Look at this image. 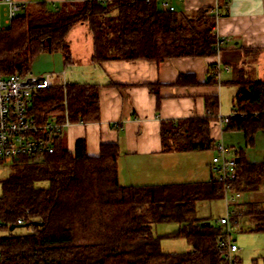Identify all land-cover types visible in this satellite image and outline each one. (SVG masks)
Instances as JSON below:
<instances>
[{
	"label": "trees",
	"instance_id": "1",
	"mask_svg": "<svg viewBox=\"0 0 264 264\" xmlns=\"http://www.w3.org/2000/svg\"><path fill=\"white\" fill-rule=\"evenodd\" d=\"M225 13L220 5L169 11L158 0H68L54 6L30 2L11 26L0 30V78L30 74L33 59L41 53L57 52L64 70L73 67L68 35L79 24H86L91 34L90 61L96 65L218 56L216 21ZM252 51L257 53L245 50ZM190 77L181 74L175 85L198 84L188 81ZM217 83L211 65L203 84ZM232 83L238 89L231 112L239 116L225 126L249 129L250 137L264 129V80L248 79L239 70ZM148 87L157 94L158 83ZM99 88L67 81L65 89L60 84L37 89L29 115L40 123H63L66 117L69 124L96 123ZM206 103L205 117L161 122L162 152L214 147L209 125L218 114V100L208 97ZM53 145L51 154L14 158L0 168V229L5 232L0 236V264H228L225 250L218 247L223 228L194 215L198 203L222 200V183L122 186L117 143L101 144L98 155L89 156L84 140L68 151L60 132ZM236 171L230 183L235 192L255 190L264 180V162L239 158ZM244 216L250 224L246 230L264 232V203L250 204ZM18 219L30 224L26 233L9 231ZM171 222L180 225L171 236L183 238L189 251L161 250L152 225ZM259 259L264 264V256Z\"/></svg>",
	"mask_w": 264,
	"mask_h": 264
},
{
	"label": "crops",
	"instance_id": "2",
	"mask_svg": "<svg viewBox=\"0 0 264 264\" xmlns=\"http://www.w3.org/2000/svg\"><path fill=\"white\" fill-rule=\"evenodd\" d=\"M15 1L46 2L54 6L68 0ZM170 3L177 11L221 6L226 13L216 21L221 50L218 56L168 59L159 64L134 60L108 61L96 65L90 61L91 35L84 37L83 53L79 51V44L74 46L69 40L76 26L68 35L76 66L72 69L71 80H66L99 85L100 119L96 123L70 124L61 131V140L70 152L74 151L78 140H84L89 156H97L101 144L117 143L118 179L122 186L211 182L213 149L162 152L161 122L205 117L208 97L217 98V113L228 115L233 110L238 89L232 82L237 80L239 70H243L249 79V69L255 68V78L264 80V0H170ZM245 50H256L257 53H246ZM244 57L250 59L244 60ZM80 65L83 68L81 72L78 71ZM211 65L228 70H221L217 84L206 85L203 83L208 78ZM62 69V64L58 67L54 65V71L41 73H66ZM181 74L191 76L188 81L198 84L175 85ZM156 83L159 84L155 88L157 94L148 87ZM209 126L214 143L223 142L237 161L241 158L247 163L264 162V129L254 130L248 137L249 129L228 128L220 125L217 119L212 120ZM239 194L240 205L245 212L250 204H263L264 180L255 190L241 191ZM241 220L247 221L245 216Z\"/></svg>",
	"mask_w": 264,
	"mask_h": 264
},
{
	"label": "built area",
	"instance_id": "3",
	"mask_svg": "<svg viewBox=\"0 0 264 264\" xmlns=\"http://www.w3.org/2000/svg\"><path fill=\"white\" fill-rule=\"evenodd\" d=\"M158 1L161 8L169 11L174 10L170 0ZM30 2L18 3L15 0H0V8L3 6L5 17L2 24L0 11V30L11 26L17 14ZM216 49L219 50V44ZM221 70H228V68L221 69L217 65V78ZM65 75L64 71H60L40 76L28 74L23 77L10 75L0 78V168L14 158L34 157L53 152L54 136L70 125L67 117L63 123H57L54 120L40 123L29 115L28 108L35 90L50 88L55 84H60L65 89L67 83ZM237 116L239 115L236 112H231L228 115L218 113L215 119L223 126ZM212 149L215 154L210 161V170L213 180L223 184L222 199L225 208L224 214L214 219V222L223 228V236L218 247L225 250L224 254L228 264H237L235 253L239 248L231 239V234L239 228L245 213L244 208L240 205L239 192L230 188V183L237 175V159L223 142L215 143ZM23 222V219L16 221L17 225H21Z\"/></svg>",
	"mask_w": 264,
	"mask_h": 264
},
{
	"label": "rangeland",
	"instance_id": "4",
	"mask_svg": "<svg viewBox=\"0 0 264 264\" xmlns=\"http://www.w3.org/2000/svg\"><path fill=\"white\" fill-rule=\"evenodd\" d=\"M1 11V23H4V8H0ZM84 26V27H82ZM86 27V28H85ZM70 35V39L73 45L79 44V51L83 53V44L84 37L89 36V30L87 25L79 24L76 25V28ZM91 35V34H90ZM55 58V59H54ZM60 54L55 53H41L38 54L31 63L30 75L40 76L41 72L45 71H54V65L57 67L61 65ZM73 67L66 69V79L71 80L70 76L72 73ZM76 69V68H75ZM83 71V68L80 65L78 71ZM63 70V69H62ZM256 71L255 68H253ZM252 69H249V75L251 78L257 76L256 72H253ZM222 115V114H221ZM9 162V161H8ZM7 164V163H6ZM225 208L222 200L211 201V202H202L198 203L194 215L200 219H210L211 224L214 227H220L214 222V219L220 217L224 214ZM180 225L178 223H160L152 225L153 233L160 236V248L164 252H185L191 249V246L186 243V241L181 237H172L171 235L175 234L179 230ZM250 227L248 221L241 220L240 226L231 234V239L234 241L236 246L239 248L235 253L238 256L237 264H262L260 257L264 256V232L254 233L246 230ZM241 228V229H240ZM18 233H26V227L16 229ZM5 232L0 229V236L4 235ZM257 260V263L253 261Z\"/></svg>",
	"mask_w": 264,
	"mask_h": 264
},
{
	"label": "water",
	"instance_id": "5",
	"mask_svg": "<svg viewBox=\"0 0 264 264\" xmlns=\"http://www.w3.org/2000/svg\"><path fill=\"white\" fill-rule=\"evenodd\" d=\"M48 44H49V41H48ZM48 52H49V50H48ZM33 224H38V223H33ZM207 224H209V223H207ZM30 224H21V225H17V224H12V225H10L9 226V231L11 232V231H13V230H15V229H18V228H23V227H26V226H29Z\"/></svg>",
	"mask_w": 264,
	"mask_h": 264
}]
</instances>
